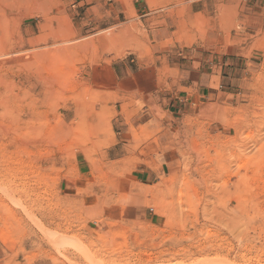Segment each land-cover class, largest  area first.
I'll return each instance as SVG.
<instances>
[{
  "label": "rangeland",
  "instance_id": "1",
  "mask_svg": "<svg viewBox=\"0 0 264 264\" xmlns=\"http://www.w3.org/2000/svg\"><path fill=\"white\" fill-rule=\"evenodd\" d=\"M262 99L264 0H1L0 264H264Z\"/></svg>",
  "mask_w": 264,
  "mask_h": 264
},
{
  "label": "bare ground",
  "instance_id": "2",
  "mask_svg": "<svg viewBox=\"0 0 264 264\" xmlns=\"http://www.w3.org/2000/svg\"><path fill=\"white\" fill-rule=\"evenodd\" d=\"M1 1V0H0ZM17 1V0H16ZM8 2V1H7ZM11 3H13V2H11ZM10 3V4H11ZM2 5V4H1ZM8 5V4H7ZM19 6V5H18ZM27 6V5H26ZM7 7V6H6ZM10 8V7H9ZM18 9V8H17ZM3 13V12H2ZM11 13V12H10ZM7 15H10V14H8V12H7ZM3 18V17H2ZM5 20V19H4ZM262 101H264V99H262L261 100V102H259V103H262ZM258 104V103H257ZM263 104V103H262ZM262 118V117H261ZM256 264H261V263H259V262H257Z\"/></svg>",
  "mask_w": 264,
  "mask_h": 264
},
{
  "label": "crops",
  "instance_id": "3",
  "mask_svg": "<svg viewBox=\"0 0 264 264\" xmlns=\"http://www.w3.org/2000/svg\"><path fill=\"white\" fill-rule=\"evenodd\" d=\"M222 78H223V77H222ZM222 78H221V79H222ZM221 82H222V81H221ZM208 83H209V82H208ZM220 84H221V83H220ZM205 87L208 88V84H207V83H206Z\"/></svg>",
  "mask_w": 264,
  "mask_h": 264
}]
</instances>
